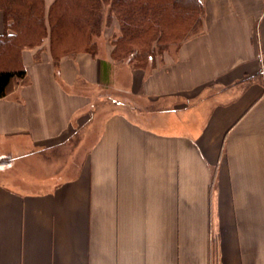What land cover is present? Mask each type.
Returning a JSON list of instances; mask_svg holds the SVG:
<instances>
[{
    "label": "crops",
    "instance_id": "crops-1",
    "mask_svg": "<svg viewBox=\"0 0 264 264\" xmlns=\"http://www.w3.org/2000/svg\"><path fill=\"white\" fill-rule=\"evenodd\" d=\"M201 1V32L126 85L111 57L23 52L0 264H264V0ZM107 87L125 96L101 118Z\"/></svg>",
    "mask_w": 264,
    "mask_h": 264
},
{
    "label": "rangeland",
    "instance_id": "rangeland-1",
    "mask_svg": "<svg viewBox=\"0 0 264 264\" xmlns=\"http://www.w3.org/2000/svg\"><path fill=\"white\" fill-rule=\"evenodd\" d=\"M72 1V0H71ZM69 0H16L15 5L13 7H6V5H0V36H3L5 32L9 31L11 28L13 30H17L20 35H18V40H20L21 44H18L16 47L15 45L7 44L5 45L8 49L14 50V54L0 53V63L3 65H7V63H12L16 60H19L24 51H34L37 59H41L44 54H49L53 57H57L61 54H68L71 53L70 56L76 54L85 53V45L87 36L82 34V30L80 26H77L75 23L71 25V17L74 15L76 8L72 6V3ZM113 0H102V20L99 24V27L93 32L92 36L90 33V37L92 38L94 45V53L97 57L100 58H108L111 57L114 65H117L116 69L114 70L117 83L126 85L129 81V73L131 69H141L146 71H151L153 69V65L157 66L159 63L164 61V57L167 54L170 56H176L178 52V48L180 43L185 39L179 34L183 32V26L180 24L181 17H176V19H163V32L166 35V38L175 39V41H170L171 45L168 51L165 54L159 53V48H157L154 60H149L148 57L139 58L136 60L132 57V55L122 53V50L119 48L116 52L115 45L119 44L123 36V25L125 27V23L122 22V18L118 15V10L116 5L112 2ZM0 3H3V0H0ZM19 4V5H17ZM21 5V6H20ZM15 14L18 17H15ZM41 20V26L40 25ZM39 22L38 27L36 28ZM43 22V23H42ZM26 25L33 28L29 30L32 33L28 32V36L25 38L23 37L24 31L23 27ZM44 25V30L42 27ZM17 26V28H16ZM128 28V27H127ZM20 29L21 32H20ZM126 29V27H125ZM153 28L150 26L145 27V30H142L144 33L143 36L139 35V40L134 41L130 46L128 45L129 49L133 48H142L149 37H152ZM138 37V36H137ZM59 40V41H58ZM36 41V42H35ZM168 41V40H167ZM144 43V44H143ZM30 44L34 45L32 48L24 49V46H30ZM22 45V46H21ZM122 45V42L121 44ZM127 45V44H126ZM2 46V45H0ZM133 46V47H132ZM22 52H21V48ZM16 48V49H15ZM130 50V51H131ZM20 56H19V54ZM53 53L56 54L55 57ZM63 57L61 56L59 60ZM55 60V59H54ZM23 61V60H22ZM56 61V60H55ZM6 63V64H5ZM96 90V89H95ZM94 92V91H93ZM93 94V93H92ZM97 96L96 104L93 107L96 110L93 112L99 113L100 117H104L106 114L112 113L116 111V109L112 106V108L107 107V105H112L115 101L116 97H120V95L125 96V93H121L118 90H113L111 87L102 88L95 91ZM115 97V98H114ZM134 100V99H133ZM135 102H137L135 100ZM134 102V103H135ZM144 105L141 102V106ZM66 153L51 151L48 155L47 165L43 167V169L50 167V166H60L59 164H63L64 159L62 157L65 156ZM54 157V158H53ZM38 160V166L42 167L41 157ZM15 160L12 159L10 156H6L0 159V173H5L11 167L14 166Z\"/></svg>",
    "mask_w": 264,
    "mask_h": 264
},
{
    "label": "trees",
    "instance_id": "trees-1",
    "mask_svg": "<svg viewBox=\"0 0 264 264\" xmlns=\"http://www.w3.org/2000/svg\"><path fill=\"white\" fill-rule=\"evenodd\" d=\"M15 1L16 0H3V3H0V5L4 4L6 7L8 6L11 8L15 5ZM112 2L116 5L118 15L122 18V22L127 24L125 25L126 29L123 25V36L119 41V44L115 45V50L117 52L120 48L122 53L128 55L130 53V55H132V57L136 60L143 57H148L149 60H154L157 48H159L158 50L160 54H165L171 45L170 41H175V39H172L171 37L166 38V35H164L162 29L164 25L162 24L163 19L170 20L176 19V17H181L180 24L184 27V30L183 32L179 31V34H181L182 37L185 35V39L180 43L179 48L186 40L198 35L203 27L205 9L201 0H113ZM71 3L72 6L76 8L74 15L70 18L71 25H74L75 23L77 26H80V29L83 32L82 34L87 36L86 45L84 46L86 49L85 53L95 57L96 55L93 52L95 43L90 37V34L92 36L93 32H95L99 27V24L102 23V0H72ZM15 17H18V15L15 14ZM37 23L38 24L35 25L36 28L39 25V22ZM39 26H41V20ZM150 26L153 28V35L147 39L145 44L143 43L144 45L142 48H133L132 50L129 49L128 45L130 46L134 43L135 39L139 40V35H144L142 30H145V27H148L149 29ZM23 28L25 34L23 36L24 38L29 35V30L32 29L33 31L32 27L29 28V26L27 27L26 25H24ZM17 30H13L11 28L9 31L5 32L3 36H0V45H2L0 46V53H10L11 49H8L5 46L7 44L15 45L14 47L21 44L20 40L17 38L18 35H20L17 33ZM21 30L22 29H20V32ZM42 30H44V25ZM88 33L90 34L88 35ZM121 42L122 45H120ZM32 47H34L32 44L28 47L25 45L24 49ZM22 49L23 47L21 48V52ZM11 52L15 57L14 50H11ZM55 55L56 54L53 53L54 57ZM70 55L71 53L66 55L64 53L61 54V56ZM61 56L58 55L54 59L59 61ZM4 57H6L5 54ZM155 67L156 66L153 65V68ZM25 77L26 70L21 57H19L17 62L15 60L12 63H7V65L0 63V99L6 97L10 93L17 80H22Z\"/></svg>",
    "mask_w": 264,
    "mask_h": 264
}]
</instances>
